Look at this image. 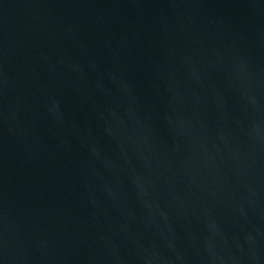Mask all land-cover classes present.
Instances as JSON below:
<instances>
[{"label": "water", "instance_id": "obj_1", "mask_svg": "<svg viewBox=\"0 0 264 264\" xmlns=\"http://www.w3.org/2000/svg\"><path fill=\"white\" fill-rule=\"evenodd\" d=\"M0 264H264V0H0Z\"/></svg>", "mask_w": 264, "mask_h": 264}]
</instances>
